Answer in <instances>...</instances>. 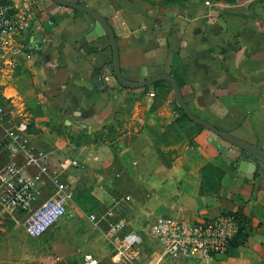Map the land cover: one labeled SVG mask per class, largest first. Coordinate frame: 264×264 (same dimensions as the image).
Masks as SVG:
<instances>
[{"label":"rangeland","instance_id":"rangeland-1","mask_svg":"<svg viewBox=\"0 0 264 264\" xmlns=\"http://www.w3.org/2000/svg\"><path fill=\"white\" fill-rule=\"evenodd\" d=\"M185 1L189 0H111V3L118 9L126 2L128 11L140 13L149 25L157 24L150 29L153 32L167 25V20H162L167 7ZM203 1H233L237 5L244 0ZM263 4L264 0H254L248 5L249 11L244 13L258 17L263 12ZM42 17L40 13L37 19ZM248 22L244 27L257 31L258 26L248 25ZM121 25L114 26L120 31ZM47 27L49 30L34 28L31 33L42 32L48 38L47 51H53V47L62 49L63 42L49 35L54 26ZM148 27L151 26L142 28L148 44L141 49L150 47L147 50L165 51L167 40L159 38L158 33L153 35L147 31ZM55 42L56 45L52 44ZM13 47L20 48L21 52L7 50L0 61V105L14 112L17 125L27 127L31 136L29 147L48 154L51 174L61 173L60 179L73 189L74 199L66 214L39 238L27 236L19 213L0 207V264H87L85 256H91L88 264H129L105 240V221L95 225L88 220L90 214L100 217L114 206L121 209L120 214L128 227L138 232L145 243V254L132 264H253L244 245L238 246L236 252L228 251L211 259L167 260L155 249L156 242L149 236V227L159 216L188 219L229 211L245 217L246 226L252 231L260 226L264 228L263 166L252 180L237 172L232 162L240 151L205 129L193 132L191 124L180 122L170 88L147 87L143 92L154 98L150 108L149 104L138 101L139 98L136 100L137 93L127 92L126 98L115 101V109H104L90 118L87 115H63L60 109L63 107L60 102L62 90L69 86L68 78H72L71 81L75 78L62 71L63 59L57 60L53 56L67 52H36L28 41L20 46L13 43L10 48ZM216 52L226 50L219 45ZM105 64H101L102 67ZM110 74L107 71L106 75ZM252 76L257 88L246 91L253 93L247 99L257 103L256 94L262 87L261 75L256 72ZM256 105L248 109L249 121L256 132L251 141L264 150V107ZM96 117L104 118L105 126L93 133L91 127ZM241 128L242 123L235 120L231 131ZM4 129L8 128L5 126ZM3 133L0 127V135ZM207 136L227 149L229 160L222 159L217 148L206 142ZM90 147L98 150L97 156L105 166L82 162ZM6 156L7 153L0 150V172ZM72 160L78 162L77 167L70 166ZM206 164L224 172L216 194L200 192V169ZM183 209H187L186 217L177 214ZM263 255L264 250L261 252L264 258Z\"/></svg>","mask_w":264,"mask_h":264},{"label":"crops","instance_id":"crops-1","mask_svg":"<svg viewBox=\"0 0 264 264\" xmlns=\"http://www.w3.org/2000/svg\"><path fill=\"white\" fill-rule=\"evenodd\" d=\"M36 1L30 29L16 37L17 41L15 40L14 43L20 46L28 41L36 52H46L45 44L48 38L44 37L42 32H31L34 28L49 30L47 26H54L49 35L51 38L61 40L63 46L62 49L52 46L53 51L47 52H67L66 55L62 53L60 56L55 53L53 58L63 59L65 70L62 71L71 75L69 77L75 78L73 81L70 80L72 78H68L69 86L62 90L60 102L63 107L60 109L63 115L68 113L89 117L104 109H115V101L126 98L127 92L137 93L136 100L139 98L138 101L145 102L149 104V108L151 107L150 103L154 98L152 99L149 93L143 92L147 87L137 90L125 89L118 84L114 76L106 75L107 71L109 72L110 60L112 61L110 44L104 31L93 18L79 11L60 7L49 0ZM66 1L86 6L106 18L116 38L120 70L124 79L139 82L161 74H170L173 58L177 57L176 73L182 82L180 90L192 114L217 129L220 128L236 138L253 144L251 139L256 137V132L253 123L249 121L248 109L257 107L256 104L264 107V4L262 14L252 18L244 11H249L248 5L254 0L240 1L237 5L233 1L214 3L203 0L185 1L181 5L167 7L162 16V20H167V25L152 32L150 29L155 28L157 24L149 25L143 15L128 11L126 2L123 3L122 8L116 9L112 6L111 0ZM40 13L43 17L37 19ZM48 18L49 20L46 21L45 19ZM246 22L248 25L253 23L258 26L257 31L247 30L244 27ZM115 24H122L120 31L114 26ZM147 25L151 26L146 28L147 31L153 35L158 33L159 38L167 40L164 45L165 51L147 50L150 47L141 49L148 44L147 35L142 30ZM37 42H41L39 49L34 47ZM52 44L56 45V42ZM219 45L226 52H216ZM19 49L13 47L11 52H18ZM212 49L215 52H212ZM101 71L103 75L99 76ZM256 72L261 75L262 87L256 94L258 102L250 103L247 97L253 93L246 91H255L257 88L255 78L252 76ZM98 77L103 83L104 92H100L90 83L91 79ZM164 84L166 86H159L157 89L170 88L166 83ZM150 87L154 89L153 86ZM235 120L242 123V128L232 132ZM104 122V118L96 117L91 131L96 133L102 130L105 126ZM209 138L211 137H206L207 143ZM88 150V155L85 153L82 162L88 161L86 163L97 167H101L100 164L105 166L97 156L98 150L93 147ZM106 164L109 165V162L107 161ZM261 184L259 183L260 186ZM183 210L177 214L186 217L187 209ZM219 213L200 217L195 215L188 219L177 218L192 220L216 216ZM249 230V237L243 244L246 246L248 259L253 264L256 262L264 264V258L261 257V252L264 250V228L260 226L255 231ZM144 246L143 240L139 259L145 254ZM154 246L162 255L160 246L157 243H154ZM237 248L230 246L228 251L236 252ZM162 257L171 261H184L163 255ZM198 260L201 259L194 258L192 261Z\"/></svg>","mask_w":264,"mask_h":264},{"label":"built area","instance_id":"built-area-1","mask_svg":"<svg viewBox=\"0 0 264 264\" xmlns=\"http://www.w3.org/2000/svg\"><path fill=\"white\" fill-rule=\"evenodd\" d=\"M36 0H0V61L16 37L30 29ZM19 52V51H18ZM17 53V52H15ZM8 129H4V127ZM0 150L7 153L0 172V207L19 213L25 232L30 238H39L67 212L74 199L73 189L51 174L49 156L29 147L27 127L17 125L12 110L0 105ZM71 167L78 162L72 160ZM117 206L102 216L90 214L93 224H107L105 240L113 251L131 264L138 260L143 246L142 236L128 227ZM241 230L240 220L228 213L181 220L159 216L149 227V236L160 246L162 255L172 259H211L228 252ZM87 264L91 256H85Z\"/></svg>","mask_w":264,"mask_h":264},{"label":"water","instance_id":"water-1","mask_svg":"<svg viewBox=\"0 0 264 264\" xmlns=\"http://www.w3.org/2000/svg\"><path fill=\"white\" fill-rule=\"evenodd\" d=\"M49 1L63 8L82 12L93 18L98 23V25L104 31V34L110 44L112 63L109 66V71L113 74L114 78L121 87L129 90H137L153 86L154 84L159 82L166 83L173 92L178 107V114L180 116L185 115L186 118L193 125L207 130L213 136H216L218 139H220V141H222L223 143H226L238 149L242 153L241 157L238 158L239 161L236 164L232 163V167L235 168L237 172L244 174L247 180H252L254 178L255 172H257L262 166L264 167V150L254 144L238 139L228 134L227 132L221 131L210 123H208L207 121L197 118L194 114H192L183 99L180 87L178 86L176 79L170 74H161L139 82H131L124 79L120 70L119 49L116 42V38L111 26L108 24L104 16L86 6L69 2L66 0ZM34 47L39 49L41 47V42L35 43ZM101 75H103L102 71L99 73V76ZM90 83L100 92H104L105 89L99 77L91 79ZM208 142L212 144L215 148H217L218 153L220 154L222 159L229 160L227 149L224 146H222L218 141L214 140L213 138H209ZM249 159H251L252 161L250 162Z\"/></svg>","mask_w":264,"mask_h":264},{"label":"trees","instance_id":"trees-1","mask_svg":"<svg viewBox=\"0 0 264 264\" xmlns=\"http://www.w3.org/2000/svg\"><path fill=\"white\" fill-rule=\"evenodd\" d=\"M174 63L172 65L170 74L176 79L178 86L181 88L182 87V82L181 79L179 77V75L176 73L177 70V64H178V58L174 56ZM159 86H166L163 82H159L153 85L154 88H158ZM178 108V107H177ZM178 119L180 122H183L185 124H191L192 125V130L193 132L203 129L201 127L195 126L193 125L187 118L185 115H178ZM200 175H201V184H200V192L201 193H214L216 194L219 189H220V185H221V181L224 177V172L223 170H221L220 168L212 165V164H206L205 166H203L200 169ZM225 214H232L234 215L237 219L240 220V224H241V230L240 233L237 237V239H235L232 243H231V247L233 248H237L240 245H243L248 237V233H249V228H247V219L245 217H243L242 215L238 214L237 212H224ZM248 229V230H247Z\"/></svg>","mask_w":264,"mask_h":264},{"label":"flooded vegetation","instance_id":"flooded-vegetation-1","mask_svg":"<svg viewBox=\"0 0 264 264\" xmlns=\"http://www.w3.org/2000/svg\"><path fill=\"white\" fill-rule=\"evenodd\" d=\"M111 63H112V61H111ZM111 63H110V64H111ZM109 72H110V71H109ZM110 73H111V72H110ZM111 74H112V73H111ZM241 155H242V153L239 152V154L237 155V157L235 158V160H234L232 163L236 164V163L239 161L238 158H240ZM249 160H250V162L252 161L251 159H249ZM249 160H248V161H249ZM234 164H233V165H234ZM255 174H256V173H255ZM255 174H254V175H255ZM244 176H245V175H244Z\"/></svg>","mask_w":264,"mask_h":264}]
</instances>
